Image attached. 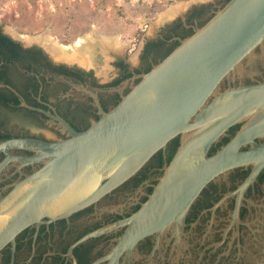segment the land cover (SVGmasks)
I'll return each mask as SVG.
<instances>
[{"label": "flooded vegetation", "instance_id": "flooded-vegetation-1", "mask_svg": "<svg viewBox=\"0 0 264 264\" xmlns=\"http://www.w3.org/2000/svg\"><path fill=\"white\" fill-rule=\"evenodd\" d=\"M228 0L188 7L143 41L135 63L123 55L111 61L109 75L55 58L44 41L28 42L5 32L0 38V141L15 137L57 140L69 136L58 119L77 130L88 128L115 106L140 75L207 22ZM45 46L47 48H45ZM135 47H132V50ZM48 49V50H47ZM264 82V44L246 56L220 84ZM212 99V97H211ZM246 121L231 125L208 154L226 145ZM264 143V135L254 137ZM181 143L168 141L132 176L96 201L72 213L44 216L23 228L0 250V264H264V150L212 179L189 208L180 231L172 227L118 249L128 223L154 190ZM254 143L239 147L248 151ZM25 148L13 155H32ZM6 153L0 151V163ZM41 162L9 160L0 170V199Z\"/></svg>", "mask_w": 264, "mask_h": 264}, {"label": "water", "instance_id": "water-1", "mask_svg": "<svg viewBox=\"0 0 264 264\" xmlns=\"http://www.w3.org/2000/svg\"><path fill=\"white\" fill-rule=\"evenodd\" d=\"M264 44V0H228L203 25L169 52L121 100L88 128L58 119L69 136L57 140L15 137L0 141L12 159L41 166L0 199V250L27 225L44 216H66L96 201L135 174L169 140L181 143L141 207L122 221L128 228L118 249L173 228L201 190L220 173L246 162L264 143V82L220 84L257 45ZM212 97V99H211ZM239 132L214 154L211 145L233 124ZM254 147L240 151L242 143ZM25 148L32 155H13Z\"/></svg>", "mask_w": 264, "mask_h": 264}, {"label": "rangeland", "instance_id": "rangeland-1", "mask_svg": "<svg viewBox=\"0 0 264 264\" xmlns=\"http://www.w3.org/2000/svg\"><path fill=\"white\" fill-rule=\"evenodd\" d=\"M217 1L219 0H0V25L5 32L10 33L8 27H15L20 34L30 36L23 38L10 33L28 42L35 41L37 38L32 37L41 34L45 38L46 31L65 44L73 43L78 36L89 32L93 27L110 35L119 34L118 46H112L106 53L99 52V47L95 48V53L98 52L96 56L102 57L100 62H94L93 56L90 64L66 59L69 63L92 67L96 75L102 77L109 75L111 61L117 55L126 56L135 63L145 38L159 31L167 21L181 15L188 7ZM177 4H181V8L169 15L168 11ZM44 38H40L38 42L49 44ZM132 47L135 48L132 50ZM52 55L62 58L56 53Z\"/></svg>", "mask_w": 264, "mask_h": 264}, {"label": "bare ground", "instance_id": "bare-ground-1", "mask_svg": "<svg viewBox=\"0 0 264 264\" xmlns=\"http://www.w3.org/2000/svg\"><path fill=\"white\" fill-rule=\"evenodd\" d=\"M180 5L181 4L175 5L168 11V14L170 15L176 13L181 8L182 5ZM8 31L14 36L23 38L30 37L26 34H20L15 27H8ZM44 35L45 38L41 34L32 37V39L37 38V40H41L40 38H44L49 42V44L46 43V45L52 53H56L59 57L68 60L76 59L87 62L88 64H90L92 56L94 57V62H100L102 60V57L99 55L96 56L98 52L95 53V48L99 47V52L106 53V51H108L112 46L115 47L120 44V40L118 39L119 34L110 35L105 32L98 31L94 27L89 32L78 36L77 39L70 44L60 42L56 36L51 35L48 31H46Z\"/></svg>", "mask_w": 264, "mask_h": 264}, {"label": "trees", "instance_id": "trees-1", "mask_svg": "<svg viewBox=\"0 0 264 264\" xmlns=\"http://www.w3.org/2000/svg\"><path fill=\"white\" fill-rule=\"evenodd\" d=\"M0 38H3V39H8V36L7 35H2L1 33H0Z\"/></svg>", "mask_w": 264, "mask_h": 264}]
</instances>
